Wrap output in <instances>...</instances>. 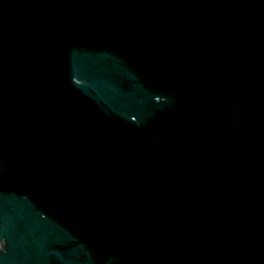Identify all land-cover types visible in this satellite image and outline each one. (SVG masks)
<instances>
[{"label": "water", "instance_id": "obj_1", "mask_svg": "<svg viewBox=\"0 0 264 264\" xmlns=\"http://www.w3.org/2000/svg\"><path fill=\"white\" fill-rule=\"evenodd\" d=\"M0 264H264V0H0Z\"/></svg>", "mask_w": 264, "mask_h": 264}]
</instances>
